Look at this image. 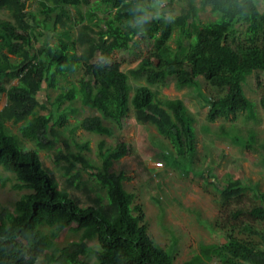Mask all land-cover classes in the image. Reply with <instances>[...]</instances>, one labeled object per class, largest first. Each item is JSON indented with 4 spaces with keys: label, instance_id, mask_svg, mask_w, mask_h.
I'll return each mask as SVG.
<instances>
[{
    "label": "trees",
    "instance_id": "obj_1",
    "mask_svg": "<svg viewBox=\"0 0 264 264\" xmlns=\"http://www.w3.org/2000/svg\"><path fill=\"white\" fill-rule=\"evenodd\" d=\"M26 1L0 0V10L9 15L0 17V94L7 95L0 110V170L13 174V187L25 191L14 207L0 208V264H264V231L252 226L264 221V190L258 182L251 185L241 178L227 179L219 196L222 217L216 225L226 242L202 244L199 253L174 263L170 250L151 236L142 206L134 204L135 193L111 170L114 161L129 154L126 140L120 139L105 151L102 141V165L97 168L81 154L56 148L59 141L69 148L68 141L59 138L58 128L112 135L115 129L127 127L133 111L138 123L154 125L171 142L174 155L161 147L166 165L178 164L184 170L187 165L195 167L197 117L182 99L161 97L157 88L166 87L169 79L177 90L191 88L208 105L209 123L236 120L240 115L257 121L256 103L244 86L249 76L264 71V7L253 9L246 18L231 20L234 0H202L201 8L211 5L219 17L199 21L200 6L190 0L173 24L148 26L144 37L153 40V52L125 71L114 57L115 52L135 53V44L130 45L124 28L130 16L125 0H96L85 12L81 5L88 0H38L36 10L28 9ZM72 6L77 9L76 18ZM58 20L63 29H57ZM75 22L82 24L77 34L72 30ZM40 23L57 32V43L35 46ZM100 54L111 58L110 68L96 67L94 57ZM77 72L80 76L65 88L62 80ZM131 78L145 82L135 88L132 97ZM202 78L222 93L207 94ZM56 89L54 97L48 94ZM77 100L93 113L74 120L70 127V118L78 115ZM260 105L264 110V91ZM9 122L22 123L21 136L37 147L21 149ZM221 127L237 145L253 148L254 131L244 137ZM86 148L87 143L82 146ZM40 150L55 156L54 163L64 171L67 184L76 189L81 187L80 171L73 172L78 162L88 168L104 187L110 204L98 196L83 205L74 192L59 186L55 170L44 163ZM63 162L67 164L62 167ZM261 162L264 165V158ZM248 190L255 198L249 204L243 200ZM240 229L259 236L261 243L242 241L233 234ZM68 230L79 232L80 237L59 246L57 242ZM91 239H96L94 246L87 244ZM98 247L99 260L90 261Z\"/></svg>",
    "mask_w": 264,
    "mask_h": 264
},
{
    "label": "rangeland",
    "instance_id": "obj_2",
    "mask_svg": "<svg viewBox=\"0 0 264 264\" xmlns=\"http://www.w3.org/2000/svg\"><path fill=\"white\" fill-rule=\"evenodd\" d=\"M28 1V0H27ZM190 0H175L182 5L181 11L188 7ZM200 6L199 21H209L219 17V13L212 10L211 5L201 8L202 0H195ZM28 8L36 10L39 6L38 0H29ZM96 0H88V4H82L81 10L87 11L90 6H95ZM264 6L260 8L263 9ZM70 11L74 18L78 17L77 9L71 7ZM98 16H103L102 10L96 9ZM0 17L8 18L7 11L0 10ZM44 15L38 14L37 18L43 19ZM52 24V23H51ZM69 24V23H68ZM70 24H73L71 22ZM70 24L67 28H69ZM57 29H63L61 20L56 21ZM51 26V25H50ZM82 24L76 23L72 26L74 34L79 33ZM38 39L35 46L42 47L44 44H55L58 41L57 32L51 27H45L42 23L37 25ZM244 29V26H241ZM98 27L94 26V30ZM42 31V34L39 33ZM73 34V35H74ZM171 44L175 46L173 40ZM134 54L115 52V59L122 62L123 70L135 67L144 57L153 52V40L149 37H142L134 45ZM97 56L94 57L96 61ZM81 72L70 75L67 80H62V85L69 87L68 81L74 82ZM203 89L209 95H218L222 92L207 83L202 78ZM18 82H16L17 84ZM132 86L130 95L135 93L138 85L145 84L143 80L130 79ZM260 84V85H258ZM153 89H156L153 86ZM161 97H178L185 102L189 110L197 117V131L199 136V153L195 167L190 169L188 165L185 170L178 164L166 165L163 161L164 154H160L161 147L164 151L174 155V149L168 138L160 134L154 125H143L136 121L133 111L128 119V125L124 130L115 129L112 135L87 132L84 129H77L70 133L67 128H58L60 139H66L69 143L67 148L62 141L58 142L56 148L72 154H81L89 165L100 167L102 158L100 151L115 146L120 139L129 143V154L114 161L111 170L117 173L124 187L135 193L134 204H140L145 213L148 228L155 242L171 252V259L174 263H183L200 251L202 244L225 243V235L216 226L218 219L222 217V208L219 203V196L230 177L241 178L245 183L255 185L258 182L264 190V165L261 162L264 158V110L260 105L261 93L264 91V71H258L248 77L244 86L247 96L255 101L258 120H247L240 115L236 120H218L214 123L208 122V105L200 98L198 93H193L191 88L177 90L172 79L168 80L167 86L157 88ZM59 89L50 90L48 94L52 97ZM47 93L43 92L42 99H46ZM7 102L6 93L0 94V110ZM78 109V115L71 117L69 126H74V120H80L89 113H93L83 107L79 100L74 102ZM22 123L9 122L10 131L18 136V146L22 148L37 147L36 142L25 139L21 136ZM225 130L231 134L248 136L251 131L256 133V141L252 149L237 145L232 138L224 134ZM103 141V148L100 150V143ZM87 143V148L82 146ZM25 146V147H24ZM81 147V148H80ZM54 154V153H53ZM161 157H160V155ZM40 156L44 163L53 168L60 187L74 192L83 205L90 203L93 199L101 196L102 202L108 204L109 199L104 187L89 174V169L78 162L73 172L80 171L81 187L76 189L66 182L64 171L60 170L54 163L55 156L46 150H40ZM162 162V167L153 168L152 162ZM67 163L63 162V167ZM189 170V171H187ZM95 172L94 170H91ZM10 174V175H9ZM0 170V208L2 206L14 207V203L21 197L24 190H17L13 187L16 181L13 174ZM107 197V198H106ZM253 192L247 191L244 203L253 200ZM259 202V201H258ZM110 204V202H109ZM104 207V206H103ZM112 211V210H111ZM114 212V210H113ZM254 228L264 231V221L254 223ZM233 234L242 241H251L255 244L261 243V238L249 230L240 229ZM80 233L68 230L60 237L57 244L65 246L70 241H76ZM88 245L94 246L96 239L87 241ZM93 255H90V261Z\"/></svg>",
    "mask_w": 264,
    "mask_h": 264
},
{
    "label": "clouds",
    "instance_id": "obj_3",
    "mask_svg": "<svg viewBox=\"0 0 264 264\" xmlns=\"http://www.w3.org/2000/svg\"><path fill=\"white\" fill-rule=\"evenodd\" d=\"M125 3L128 5L130 16L125 21L124 28L130 35V45L136 44L144 37L148 26L153 23L173 24L181 15L182 9V5L177 4L174 0H125ZM261 6H264V0H260L259 3L258 0H234L230 19L246 18L253 9ZM111 64V58L103 54L98 55L95 61V65L99 69L110 68ZM100 251L101 249L98 247L93 253V259L99 260Z\"/></svg>",
    "mask_w": 264,
    "mask_h": 264
},
{
    "label": "built area",
    "instance_id": "obj_4",
    "mask_svg": "<svg viewBox=\"0 0 264 264\" xmlns=\"http://www.w3.org/2000/svg\"><path fill=\"white\" fill-rule=\"evenodd\" d=\"M152 167L153 168H160V167H162V163L161 162H152Z\"/></svg>",
    "mask_w": 264,
    "mask_h": 264
},
{
    "label": "crops",
    "instance_id": "obj_5",
    "mask_svg": "<svg viewBox=\"0 0 264 264\" xmlns=\"http://www.w3.org/2000/svg\"><path fill=\"white\" fill-rule=\"evenodd\" d=\"M2 18H4V17H2Z\"/></svg>",
    "mask_w": 264,
    "mask_h": 264
}]
</instances>
